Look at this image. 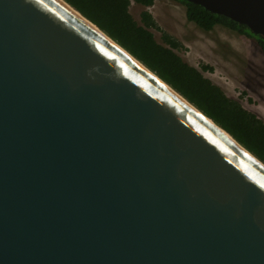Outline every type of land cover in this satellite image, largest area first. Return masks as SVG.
Returning a JSON list of instances; mask_svg holds the SVG:
<instances>
[{
    "label": "water",
    "instance_id": "95a60500",
    "mask_svg": "<svg viewBox=\"0 0 264 264\" xmlns=\"http://www.w3.org/2000/svg\"><path fill=\"white\" fill-rule=\"evenodd\" d=\"M63 1L0 0V264H264V163Z\"/></svg>",
    "mask_w": 264,
    "mask_h": 264
},
{
    "label": "trees",
    "instance_id": "16d2710c",
    "mask_svg": "<svg viewBox=\"0 0 264 264\" xmlns=\"http://www.w3.org/2000/svg\"><path fill=\"white\" fill-rule=\"evenodd\" d=\"M65 1L264 163V120L230 98L222 87L178 55L176 50L183 47L182 44L164 32L151 13H142V24L134 19L130 11L133 4L149 8L155 0ZM177 1L186 7L188 22L202 31L211 32L215 27L222 26L241 35L255 37L264 53V38L254 36L246 26L193 3ZM152 30L162 32L166 45L157 41ZM203 70L211 68L204 66Z\"/></svg>",
    "mask_w": 264,
    "mask_h": 264
},
{
    "label": "rangeland",
    "instance_id": "374dc122",
    "mask_svg": "<svg viewBox=\"0 0 264 264\" xmlns=\"http://www.w3.org/2000/svg\"><path fill=\"white\" fill-rule=\"evenodd\" d=\"M130 11L140 24L142 13H151L160 28L182 44L176 50L178 55L264 120V53L257 38L222 26L204 32L188 22L186 7L177 0H155L149 8L133 4ZM152 31L166 45L162 32ZM204 66L211 70H203Z\"/></svg>",
    "mask_w": 264,
    "mask_h": 264
},
{
    "label": "bare ground",
    "instance_id": "6f19581e",
    "mask_svg": "<svg viewBox=\"0 0 264 264\" xmlns=\"http://www.w3.org/2000/svg\"><path fill=\"white\" fill-rule=\"evenodd\" d=\"M59 1H62L64 2L63 0H59ZM74 11V10H73ZM77 13V12H76ZM81 18H83L79 13H77ZM88 22V21H87ZM88 24H90L88 22ZM95 30L99 31L97 29V27H95L94 25L90 24ZM102 35H104L102 32H100ZM105 36V35H104ZM106 39H108L110 42H112L117 48H119L120 50H122L123 52H125L119 45H117L116 43H114L111 39H109L107 36H105ZM126 53V52H125ZM127 54V53H126ZM128 55V54H127ZM138 64L145 70L147 71L150 75H154V77L156 79H158L159 82H161L167 89H169V91H171L172 93H174L176 96H178L184 103L188 104L193 110H195L198 114H200L209 124L213 125L214 127H216L222 134H224L226 137H228L230 140L234 141L233 138L228 135L224 130H222L221 128H219L218 126H216L210 119H208L206 116H204V114L202 112H200L197 108H195L193 105H191L190 103H188L185 98L180 95L179 93H177L176 91L172 90L171 87H169L167 84L163 83L161 80H159V78H157L155 76V74H153L151 71L147 70L142 64H140L138 62ZM260 163V162H258ZM261 164V163H260ZM261 166L264 168V165L261 164Z\"/></svg>",
    "mask_w": 264,
    "mask_h": 264
}]
</instances>
